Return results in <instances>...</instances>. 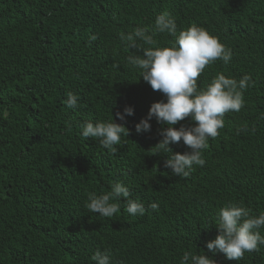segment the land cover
Segmentation results:
<instances>
[{"label": "trees", "instance_id": "trees-1", "mask_svg": "<svg viewBox=\"0 0 264 264\" xmlns=\"http://www.w3.org/2000/svg\"><path fill=\"white\" fill-rule=\"evenodd\" d=\"M168 11L178 30L196 23L233 51L198 78L205 87L217 72L239 80L251 74L245 106L225 114V127L203 152L206 164L188 178L165 168L154 154L163 137L135 125L153 102L166 100L127 64L136 53L120 32L154 25ZM97 39L90 41V35ZM161 45L174 36L158 34ZM142 51V50H141ZM69 92L79 107L67 108ZM132 106L125 121L115 113ZM8 115L5 118L4 113ZM264 0H0V264H95L92 254L110 249L115 264H179L185 251L205 252L218 264H264V245L239 261L206 244L218 234L210 224L228 202L264 212ZM130 129L114 155L80 125L108 120ZM190 118L178 122L191 126ZM248 130L237 134V128ZM172 152L190 149L181 141ZM123 181L143 216L121 211L111 218L86 208L90 194ZM209 225V226H208ZM264 235V228L260 229Z\"/></svg>", "mask_w": 264, "mask_h": 264}, {"label": "clouds", "instance_id": "clouds-1", "mask_svg": "<svg viewBox=\"0 0 264 264\" xmlns=\"http://www.w3.org/2000/svg\"><path fill=\"white\" fill-rule=\"evenodd\" d=\"M174 36L175 40L161 45L156 39L158 34ZM90 41L97 39L90 35ZM119 39L126 49H136L139 54L131 53L126 57L127 64L139 70L142 77L153 90L164 94L166 100L153 102L147 115L135 125L137 133L151 131L150 121L161 125L162 139L156 143L154 154H167L165 168L173 175L188 178L196 166L203 167L206 160L204 150L209 140L219 135L225 127V114L239 112L245 106L244 92L254 84L251 74L245 73L237 80L223 72H217L205 87L198 86V78L205 68L220 60L225 65L233 58L232 49L205 27L192 23L178 30L176 18L168 11L156 16L154 25L137 27L131 32H120ZM142 50V51H141ZM78 94L69 92L65 104L76 110L79 107ZM134 114L132 106L115 113L116 119L125 121ZM7 112L4 113L6 118ZM190 118L191 126L178 122ZM113 114L108 120H89L80 125V134L98 140L100 145L114 155L122 137H129L130 129L124 123H117ZM259 119L264 120V113ZM247 125L237 128V134L247 131ZM183 142L190 151L172 152L170 144ZM121 198L126 201L125 211L131 216H143L148 208L157 210L159 204L151 202L148 208L139 198H131L129 187L123 181H117L111 190L88 197L86 208L101 217L111 218L121 211ZM218 229L217 236L208 241L207 249L213 254L221 252L228 260L239 261L246 252L259 251L264 245V212L253 215L242 202H228L213 216L212 222ZM208 225V226H209ZM95 264H115L112 251L97 249L91 256ZM179 264H218L210 255L203 252L185 251Z\"/></svg>", "mask_w": 264, "mask_h": 264}]
</instances>
